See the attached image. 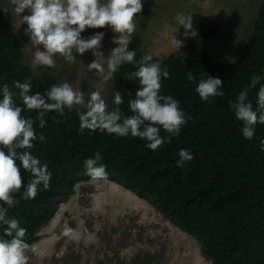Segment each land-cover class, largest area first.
<instances>
[{"label": "trees", "instance_id": "1", "mask_svg": "<svg viewBox=\"0 0 264 264\" xmlns=\"http://www.w3.org/2000/svg\"><path fill=\"white\" fill-rule=\"evenodd\" d=\"M193 42L166 58L153 56L169 77L162 78L161 94L172 95L187 114L180 133L158 149L151 150L138 137H120L106 132L79 129L77 110L65 108L64 114L50 112L44 128L35 126L37 139L32 153L48 164L52 178L42 186L35 199L25 200L21 189L8 216L27 229L24 239L31 245L39 232L56 214L55 197L73 195L79 182L90 179L84 160L96 152L106 165L107 179L116 181L153 204L167 219L194 236L214 264H264V125L257 124L252 140L245 139L241 123L230 110L229 100L254 74L264 76V0L253 25L251 40L235 60L213 63L211 52L202 45L218 31V24L193 15ZM143 39L137 35L128 47L135 50L134 62L125 63L112 75L114 91L121 92L123 115H131L129 98L135 97L139 83L127 79L136 62L146 54ZM191 71V72H190ZM189 73L196 77L188 79ZM201 75L223 81V97L203 101L195 91ZM31 77L32 92L43 93L59 83L49 68H32L25 63V52L18 36L0 8V84L24 82ZM264 82V81H262ZM249 93L255 105L256 91ZM14 91H18L13 89ZM110 99L109 107H113ZM36 120V113L25 112ZM43 133L45 139L39 140ZM161 135L167 136L166 132ZM180 149L190 150L193 158L177 166ZM26 184L31 174L21 170Z\"/></svg>", "mask_w": 264, "mask_h": 264}, {"label": "clouds", "instance_id": "2", "mask_svg": "<svg viewBox=\"0 0 264 264\" xmlns=\"http://www.w3.org/2000/svg\"><path fill=\"white\" fill-rule=\"evenodd\" d=\"M10 7L3 8L19 17L34 48L33 63L53 67L57 57L67 62H75L77 56L83 57L91 51L94 57H105L100 51L104 32H95L84 37L86 29L108 27L114 33L112 43L116 45L107 57V73L105 79L117 72L121 65L134 62L135 50L128 47L132 33L135 31V19L142 13L144 0H9ZM29 10L30 14H24ZM178 27L173 28L177 34L183 27L185 37H194L193 18L178 14L175 17ZM172 43L183 46V41L173 37ZM136 70L128 73L127 79L137 80L134 98H129L128 107L131 115H123L120 105L123 103L121 92L115 91L109 107L99 90L92 91L87 100L83 92L75 89L65 81L53 84L43 93L32 92L31 77L24 82L15 81L10 87L8 83L0 84V264H28V249L35 250V244L25 239L27 229L20 225L15 217L8 216V210L15 203V193L23 189L25 200L35 199L41 186L49 187L52 173L48 164L32 153L34 141L37 139L35 126L44 128L45 117L50 112L64 114L65 108L83 106L77 110L80 131H99L109 135L138 137L146 142L151 150L158 149L173 136L180 133L181 126L187 122V114L180 103L172 95L161 94L162 78L169 77L166 67L162 68L159 61H154L151 54H145L136 62ZM88 72L105 73V66L98 59L87 64ZM191 72V71H190ZM188 79L196 77L189 73ZM264 76L254 74L250 83L229 100L230 110L241 123L240 132L247 140H252L257 124L264 125ZM256 91L255 105L249 99L252 89ZM18 90V91H14ZM195 91L203 101L211 102L210 98L223 97V81L219 77L201 75L196 82ZM35 112L36 120L25 116V112ZM166 132L165 137L161 132ZM45 139L43 133L39 140ZM264 150V139L260 140ZM177 166L182 167L193 156L188 149H180ZM102 156L96 152L84 160L86 174L91 180H106V165L101 163ZM21 170L31 174L25 184ZM61 235L68 241L78 239L77 230L65 222Z\"/></svg>", "mask_w": 264, "mask_h": 264}, {"label": "rangeland", "instance_id": "3", "mask_svg": "<svg viewBox=\"0 0 264 264\" xmlns=\"http://www.w3.org/2000/svg\"><path fill=\"white\" fill-rule=\"evenodd\" d=\"M263 0H144L142 13L135 19L131 39L141 35L144 53L166 58L181 49L172 43L173 37L187 47L193 37H185L175 17L201 15L218 24V31L202 45L210 50L213 63L235 60L251 40L253 25ZM9 0H0V7L9 8ZM3 10V8H1ZM13 32L25 52V63L32 68L34 48L24 34L19 17L5 12ZM24 14H30L25 10ZM104 32L100 51L105 57H94L91 51L75 62L57 57L49 68L59 83L69 82L83 92L85 100L99 90L108 102L115 92L112 76L105 79L107 57L114 33L110 28L86 29L82 35ZM100 60L105 73L88 72L87 64ZM84 108L83 106H75ZM55 216L41 228L36 248L27 250L28 264H214L203 252L200 242L167 219L153 204L131 189L114 180L90 179L79 182L75 193L68 198L55 197ZM67 222L77 230L78 239L68 241L61 235Z\"/></svg>", "mask_w": 264, "mask_h": 264}]
</instances>
